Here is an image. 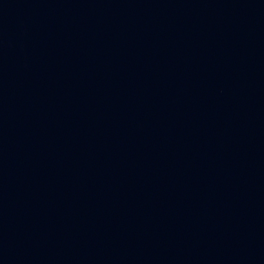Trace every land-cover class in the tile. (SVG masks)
<instances>
[{
  "label": "water",
  "instance_id": "water-1",
  "mask_svg": "<svg viewBox=\"0 0 264 264\" xmlns=\"http://www.w3.org/2000/svg\"><path fill=\"white\" fill-rule=\"evenodd\" d=\"M0 264H264V0H0Z\"/></svg>",
  "mask_w": 264,
  "mask_h": 264
}]
</instances>
